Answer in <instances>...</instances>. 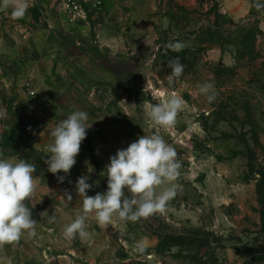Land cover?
<instances>
[{
	"label": "rangeland",
	"instance_id": "1",
	"mask_svg": "<svg viewBox=\"0 0 264 264\" xmlns=\"http://www.w3.org/2000/svg\"><path fill=\"white\" fill-rule=\"evenodd\" d=\"M257 4L28 0L23 18L0 11L5 156L29 161L33 131L83 110L93 123L82 142L87 195L107 191L108 150L144 134L161 135L181 164L177 194L163 212L136 222L114 216L107 227L90 214L86 228L99 243H39L32 264H264V7ZM177 40L183 50L165 47ZM177 57L184 72L170 85L168 64ZM204 82L214 85L211 103L199 92ZM152 91L185 102L169 129L145 117L143 102L157 103ZM70 206L81 209L82 199Z\"/></svg>",
	"mask_w": 264,
	"mask_h": 264
},
{
	"label": "clouds",
	"instance_id": "2",
	"mask_svg": "<svg viewBox=\"0 0 264 264\" xmlns=\"http://www.w3.org/2000/svg\"><path fill=\"white\" fill-rule=\"evenodd\" d=\"M28 6V0H0V11L11 9L13 19L23 18ZM257 7L264 5L257 4ZM165 47L178 52L185 45L177 40ZM168 67L172 70L167 76L171 85L183 75L184 66L177 57L169 62ZM198 88L209 103L216 99L212 83L204 82ZM151 96L157 103L149 100L143 102L145 117L154 128H171L184 106V100L175 93L165 95L152 91ZM92 125L87 112L75 110L53 126V142L47 146L50 155H46L48 159L44 162L48 165L47 171L57 176L58 182L63 183L76 164L82 142ZM109 161L101 172L102 176H107V191L89 196L87 192L92 188V184L87 182L89 177L82 175L77 178L75 190L82 197V208L72 222L63 226L62 234L66 239L71 240L77 234L82 239L88 236L86 220L90 214L95 215L98 225L102 227H107L114 216L121 221L136 222L156 212H163L166 203L177 194V185L172 182L180 175L181 164L175 148L158 133L140 136L126 149H118L115 155L109 157ZM88 170L92 171L90 165ZM35 171L34 163L22 158H6L0 153V247L14 244L23 237L37 235V220L32 213L35 204L29 207L26 203L36 189ZM61 172L65 175H58ZM165 184L171 186L158 193L157 189ZM64 196L66 202L72 201L68 191ZM40 215L50 221L56 218L55 215L49 216L47 210Z\"/></svg>",
	"mask_w": 264,
	"mask_h": 264
},
{
	"label": "crops",
	"instance_id": "3",
	"mask_svg": "<svg viewBox=\"0 0 264 264\" xmlns=\"http://www.w3.org/2000/svg\"><path fill=\"white\" fill-rule=\"evenodd\" d=\"M258 1H260L262 5L264 4V0ZM51 131L52 130L45 127L36 129L33 131V140L30 138L26 139V151L30 157L28 162L36 165V171L34 173L36 189L31 200L26 201V203H28L29 207L35 204V206L32 207V213L33 218L37 220V235L32 238L23 237L14 244H5L3 247H0V264H32L34 260L41 256L39 254V243H73V240H80L79 243H99L98 237L92 234L89 228H86L88 232L86 238L82 239L78 234L71 240H66L63 237V226L72 222L76 214L81 210L78 207H71L70 204L73 201L74 205L75 197H79L75 190V183L78 177L84 175L82 170L85 169L89 161L86 159L88 156H86V151L82 143L81 151L76 157L77 162L71 169L70 174L66 176L63 183L58 182L57 178L43 173L41 168H48V165L44 162L48 159L46 155H50V153L47 152V146L53 142ZM117 150V148L112 149V151L108 150V163L110 162L109 157L115 155ZM106 151L107 149L105 152ZM0 152L4 155L2 148H0ZM5 157L13 159L21 158L19 155H9ZM40 159H43L42 162H40ZM58 174H60V176L65 175L63 172ZM65 191H68L72 195V201L70 203L65 201ZM79 199H82V197H79ZM45 210H47L49 216L55 215V220L50 221L46 217H41L40 213Z\"/></svg>",
	"mask_w": 264,
	"mask_h": 264
},
{
	"label": "built area",
	"instance_id": "4",
	"mask_svg": "<svg viewBox=\"0 0 264 264\" xmlns=\"http://www.w3.org/2000/svg\"><path fill=\"white\" fill-rule=\"evenodd\" d=\"M26 87L28 90L29 95L34 99L35 103L38 105V107L40 108L41 106V102H38V98H37V93L36 91L33 89L32 84H31V79L29 81H27L26 83ZM1 153V152H0ZM4 156V155H3ZM5 157V156H4Z\"/></svg>",
	"mask_w": 264,
	"mask_h": 264
},
{
	"label": "trees",
	"instance_id": "5",
	"mask_svg": "<svg viewBox=\"0 0 264 264\" xmlns=\"http://www.w3.org/2000/svg\"><path fill=\"white\" fill-rule=\"evenodd\" d=\"M164 243H160V245H163Z\"/></svg>",
	"mask_w": 264,
	"mask_h": 264
},
{
	"label": "bare ground",
	"instance_id": "6",
	"mask_svg": "<svg viewBox=\"0 0 264 264\" xmlns=\"http://www.w3.org/2000/svg\"><path fill=\"white\" fill-rule=\"evenodd\" d=\"M162 92V91H161ZM163 93V92H162Z\"/></svg>",
	"mask_w": 264,
	"mask_h": 264
}]
</instances>
